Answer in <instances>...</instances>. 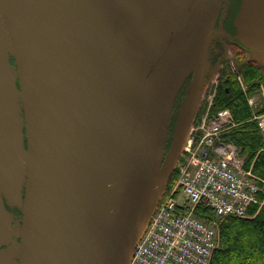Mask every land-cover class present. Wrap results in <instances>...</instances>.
Returning a JSON list of instances; mask_svg holds the SVG:
<instances>
[{
    "label": "water",
    "instance_id": "water-1",
    "mask_svg": "<svg viewBox=\"0 0 264 264\" xmlns=\"http://www.w3.org/2000/svg\"><path fill=\"white\" fill-rule=\"evenodd\" d=\"M117 1L0 0L16 80L8 98L0 78V194L24 187L17 264H128L184 145L224 0H190L177 32L148 29L184 0ZM145 38L164 46L142 68Z\"/></svg>",
    "mask_w": 264,
    "mask_h": 264
},
{
    "label": "built area",
    "instance_id": "built-area-1",
    "mask_svg": "<svg viewBox=\"0 0 264 264\" xmlns=\"http://www.w3.org/2000/svg\"><path fill=\"white\" fill-rule=\"evenodd\" d=\"M253 119L264 139V115ZM233 126L230 112L220 110L191 129L178 181L157 206L129 264H209L218 243L214 229L194 216L195 207L245 217L260 203L264 180L244 169L240 150L221 139Z\"/></svg>",
    "mask_w": 264,
    "mask_h": 264
},
{
    "label": "rangeland",
    "instance_id": "rangeland-1",
    "mask_svg": "<svg viewBox=\"0 0 264 264\" xmlns=\"http://www.w3.org/2000/svg\"><path fill=\"white\" fill-rule=\"evenodd\" d=\"M186 1L187 0H184L185 4L182 3L179 9L168 8L166 20H164L160 26H155V27L151 26L148 29V31L156 32L160 30L163 32L166 31L175 32L179 27L180 23L182 22L183 17L187 11L190 0H188L187 2ZM236 1L237 4L232 5L231 3H235V0H224V4H223L224 16L222 17L221 26H219L218 24L217 29H219L220 27L219 29L220 34H223L225 36L229 35L228 37L234 36L231 38H233L236 42L246 46L247 49L250 51V58L255 62H257L264 70V5H263L264 0H236ZM2 33L5 34L6 37L7 44L5 45V47L8 49V52L5 51L4 49H1L0 51V78H1L2 89L6 92V97L9 98L8 91L11 87L15 86L16 84L15 65H14L12 45L9 41L8 31L5 25L3 13L0 12V41H1ZM214 34L216 36L219 35L217 31H214ZM163 46H164L163 42L160 39L154 41L151 40L150 38H145L139 42L138 59L140 61L142 68L143 66H146L147 63H149L150 61L153 63L156 61L159 55L157 56L155 55L160 48L163 49ZM234 53L235 50L233 49L232 54ZM237 58L238 57L235 55L234 59L236 60ZM207 62H208V68L205 75V81L198 102V106L194 115L195 119H193L195 120L194 124H196V127L201 124L203 117L205 116V112L207 111L208 98L210 96V93H212L214 90V86L212 85V82H217V78L214 75L215 64H213L212 59H209ZM241 66H242L241 61L237 60L235 65L229 66L230 71L229 70L228 71L234 76L236 75L235 78L236 83L238 84L241 92L245 97V100L250 110V116L252 118V112L264 113V86L263 84H258L255 87H251V85L245 84L244 78L242 77L241 74V69H240ZM190 83L191 82H189V85L187 86V90L190 87ZM179 93L180 91L177 93L176 98L179 96ZM186 95H188V91ZM186 95L185 97H187ZM228 110L230 111V109ZM210 112L213 113L214 111L211 109ZM1 114L3 115L2 103H1ZM189 137L190 135H187L186 140ZM261 141H262L261 149H264V141L262 140V138ZM235 147H237L241 151L242 158L246 164V156L242 153V148L237 145H235ZM172 174H173L172 179H170L169 184L166 187L167 192L170 191L173 184L177 180L178 170H175L174 173ZM178 198L181 203L184 202L183 198L181 197ZM246 217H248V215ZM199 218L214 229L217 243L219 246L220 236H221V224L225 218L224 219L218 218L214 214H213L214 222L209 221L207 218H201V217ZM242 256L244 257V254H242ZM227 258L232 259L234 258V256H227ZM257 260L258 259L255 258V261ZM239 262L242 261L239 260Z\"/></svg>",
    "mask_w": 264,
    "mask_h": 264
},
{
    "label": "trees",
    "instance_id": "trees-1",
    "mask_svg": "<svg viewBox=\"0 0 264 264\" xmlns=\"http://www.w3.org/2000/svg\"><path fill=\"white\" fill-rule=\"evenodd\" d=\"M233 4L236 5L237 1L235 0ZM240 69L245 84L251 87L258 84L264 86L262 68L250 63H242ZM220 78L222 83L215 95L212 110L228 108L235 121L234 126L223 136L242 148V153L246 156V169L252 167V172L264 179V149H261L262 141L256 130V124L250 121V110L245 97L236 83L235 76L228 70L222 71ZM190 81L191 75L185 80L178 101L185 98ZM195 214L209 221L213 220V212L209 209L197 207ZM227 256L234 258L229 259ZM255 258L258 260L255 261ZM210 264H264V203L260 207H250L246 218L230 217L222 221L220 245L214 251Z\"/></svg>",
    "mask_w": 264,
    "mask_h": 264
},
{
    "label": "flooded vegetation",
    "instance_id": "flooded-vegetation-1",
    "mask_svg": "<svg viewBox=\"0 0 264 264\" xmlns=\"http://www.w3.org/2000/svg\"><path fill=\"white\" fill-rule=\"evenodd\" d=\"M127 0H122L120 4H125ZM118 3L117 0H113V6ZM232 4V3H231ZM224 6L220 11V15L218 16L215 31L219 33L218 36L214 34V39L211 43V48L209 49L208 53V60L212 59L214 66V75L218 79L220 77V73L222 71L229 70L230 65H235L237 60H240L241 63H250L255 65V67L261 68V66L250 58V51L244 47L242 44L236 42L233 38L234 36H225L220 34L219 29L217 26H221L222 24V17ZM235 50V53L232 54V50ZM238 58L235 60L234 56ZM213 70V69H212ZM210 79V78H209ZM183 100L178 101V97L174 101L169 122H168V131H167V138H166V145H165V153L168 152L170 149V145L172 143V133L174 130V124L176 122L181 104ZM180 106V107H179ZM22 197L20 201L14 200L12 195L9 194H0V203L3 208V216L0 221L2 227L5 229V234L3 237L0 238V264H3L6 261L11 262L12 264L18 263V245L20 244V238L16 232V228L21 226L22 220V198H24V187H22L21 191ZM15 229V231H14ZM2 234H0L1 236Z\"/></svg>",
    "mask_w": 264,
    "mask_h": 264
}]
</instances>
